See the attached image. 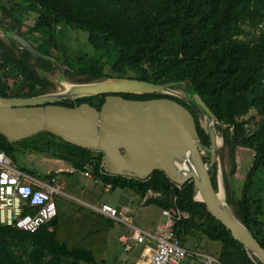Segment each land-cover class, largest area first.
<instances>
[{
	"label": "trees",
	"instance_id": "obj_1",
	"mask_svg": "<svg viewBox=\"0 0 264 264\" xmlns=\"http://www.w3.org/2000/svg\"><path fill=\"white\" fill-rule=\"evenodd\" d=\"M0 13L10 16L9 28L31 39L37 51L47 48L43 56H33L23 46L15 52L0 40V94L4 96L46 92L50 82L37 72V64L59 67L72 81L111 75L159 83L176 81L191 93L190 98L163 92L121 94L178 100L192 112L199 140L209 144L208 128L199 122L205 111L192 97L198 93L214 113L215 128L231 160L230 172L237 167V146L253 152L239 189L229 192L227 184L223 185L235 216L264 246V220L260 218L264 195L255 180L257 173L264 171V0H0ZM63 26L86 31L89 48L68 45ZM17 73L28 90L8 81V76ZM103 97L80 96L76 102L89 101L99 108ZM66 100L55 102L71 105ZM0 148L14 161L17 153L41 150L68 160L75 170L88 172L101 185L126 186L141 196L148 190L159 192L146 197V202L188 212L173 224L181 241L186 234L198 231L222 243L218 256L224 264H263L254 254L249 255L203 201L194 198L192 180L175 190V183L160 169L145 179L108 173L102 167L101 151L45 130L16 141L0 133ZM203 158L209 162V153ZM209 172L216 188L217 161ZM54 199L55 216L34 231L0 222V264H106L96 254L104 247L113 219L79 203L73 205L58 194ZM63 206L64 218H75L72 227L60 217ZM33 208L24 205L23 211L32 212Z\"/></svg>",
	"mask_w": 264,
	"mask_h": 264
},
{
	"label": "water",
	"instance_id": "obj_2",
	"mask_svg": "<svg viewBox=\"0 0 264 264\" xmlns=\"http://www.w3.org/2000/svg\"><path fill=\"white\" fill-rule=\"evenodd\" d=\"M2 33L0 29V34ZM12 36L33 55L36 49L17 31ZM176 81L153 82L130 76H106L89 81L67 82L62 89L27 96L0 94V133L16 141L39 131H49L67 141L102 152V167L111 174L138 179L147 178L155 169L162 170L177 190L192 180L195 199L203 201L249 253L264 264V246L234 214L225 199L217 177L215 188L209 168L215 159L224 167V152L215 116L198 93L195 102L209 117V144L199 140L195 118L190 109L168 96L125 97L134 94L172 90ZM104 94L99 108L89 101L71 105L55 101ZM217 149V151H216ZM209 153L210 161L203 158Z\"/></svg>",
	"mask_w": 264,
	"mask_h": 264
},
{
	"label": "rangeland",
	"instance_id": "obj_3",
	"mask_svg": "<svg viewBox=\"0 0 264 264\" xmlns=\"http://www.w3.org/2000/svg\"><path fill=\"white\" fill-rule=\"evenodd\" d=\"M4 1L6 2V0ZM0 17L1 20L3 19L2 23H6L7 21L10 20V17L8 15L3 16L0 13ZM25 27L22 26L23 29ZM61 32H63L62 34L63 36H65V42L68 45L72 46V48H76V46L81 49L89 48V44L87 43V39H86L87 36L86 31L81 29H74V28L71 29L68 26H63ZM46 49H47L46 47L42 49L41 51L42 56L44 55L43 51H45ZM35 63L36 62H32V64H34L36 68ZM50 68L51 69L44 68L37 64V72L41 76L46 77L50 82L48 87L49 91L62 89L67 82H72L71 78H69V76L67 77V75L64 74L59 67L57 68L52 65ZM172 90L179 92L183 95H187L188 97H191V93L188 92L186 87L183 86L182 84H174L172 86ZM171 94L177 95L173 92ZM93 100H95V98H93ZM246 116L247 114L245 115V117ZM259 117L260 116H256V119H258ZM209 121L210 119L206 114H202L199 117V122L205 129L208 128ZM216 132L220 138V142L218 143L217 148L222 147L224 152V167H220L218 163V159L217 158L215 159V161H217V176L220 180L219 182L220 185L223 186L222 188H224L223 183L225 182L228 186V191L232 192L233 190L239 189V184L240 182H242L246 168L251 164L253 152L248 147L237 146L235 148V158L237 162V167L235 172L231 173L230 172L231 160L227 153V149L224 148L222 137L218 132V130H216ZM204 154L207 155V152H204ZM43 156L46 155H44L43 153H38L34 149H28L27 152H25L24 154L15 155L16 161L12 159V162L17 166L18 165L24 166L21 164H23L24 162L26 163L28 162L29 168L37 172L39 170H40L39 172H45L50 169L56 170L58 174L56 182L59 184V186L62 185L60 187L63 188L64 191L69 193L70 196L61 195V194L58 195L62 196V198L64 199L67 198L69 201H72L73 205H78V203L84 205L83 203H80L79 199L93 203L101 202V200H108V202H110L115 206L127 207V210H124V212L131 216L133 222L149 229H153L155 223L160 219L162 215L161 205H159L156 202H142L141 201L142 197L138 192L128 187H121V186H116L108 190H105L103 189L101 184L94 183L93 179L91 177L86 176L84 172H81L80 170H75V167L71 163H67L66 165L61 166L63 167L62 169H59L57 164H59L60 162L57 163L55 161H50V159L47 158L43 159ZM31 162L33 164L35 163L34 165H36V167H33V165H31ZM66 169L69 171H67ZM255 180H256V186L262 187V193L264 195V171L261 170L259 173H257ZM223 190L226 198L225 188ZM151 193L152 192L148 191L147 196H149ZM153 194L157 195L158 193L155 192ZM64 208L65 206L62 207L60 217H62V221L63 223L66 224V226L72 227L75 224L73 223L75 218L65 219ZM260 218L264 220V211L263 214L260 215ZM125 230H126L125 227L121 226L119 223H116L112 227L108 228L106 231V239H108L107 240L108 248L103 249V251L97 252L96 257L102 259H108L110 261L119 260V263H121L124 262L122 258L124 259L125 257L132 255L133 254L132 251L123 250L121 243L117 239L118 233ZM193 238L194 236L191 235L188 236L186 238V241L184 242V246L189 248H194L198 244V241L197 240L192 241ZM201 245L202 242H200L198 246L200 247Z\"/></svg>",
	"mask_w": 264,
	"mask_h": 264
},
{
	"label": "built area",
	"instance_id": "obj_4",
	"mask_svg": "<svg viewBox=\"0 0 264 264\" xmlns=\"http://www.w3.org/2000/svg\"><path fill=\"white\" fill-rule=\"evenodd\" d=\"M85 174L89 175L85 171ZM38 184V185H35ZM105 183L104 188H109ZM64 193L62 188L49 181L37 179L13 164L11 157L0 148V222L34 231L57 212L54 195ZM34 206L33 212L23 211V206ZM91 207L114 219H123L120 211L109 202H101ZM163 219L155 230L142 229L133 224L129 234L119 236L125 249L132 242L144 243L148 251L145 264H224L218 257L194 249L185 248L173 230L175 220L186 217L187 212L176 208H162ZM127 221V220H126ZM249 264V263H245Z\"/></svg>",
	"mask_w": 264,
	"mask_h": 264
},
{
	"label": "crops",
	"instance_id": "obj_5",
	"mask_svg": "<svg viewBox=\"0 0 264 264\" xmlns=\"http://www.w3.org/2000/svg\"><path fill=\"white\" fill-rule=\"evenodd\" d=\"M40 132V131H39ZM38 133V132H37ZM36 134V133H35ZM34 135V134H33ZM35 151H37L38 153H43L44 155H46V156H43V159H45V158H47V159H50V161H55V162H57V163H59V164H57V166L59 167V169H62L63 167H61V166H63V165H66L67 163H70L68 160H65V159H63V158H59V157H55V156H53V155H51V154H49V153H47V152H44V151H41V150H35ZM27 152V151H26ZM30 152V151H29ZM25 153V152H24ZM23 153V154H24ZM18 155H20L19 153H17ZM16 154V155H17ZM20 158H21V156H20ZM66 162V163H65ZM54 163V162H53ZM35 164V163H34ZM32 162H31V165H33V167H36V165H34ZM21 165H24V167H26L27 169L25 170V168H23L22 166H17V167H19L20 169H22V170H24V171H27L28 173H30V174H32V175H34L37 179H40V180H45V181H49V182H52V183H54V184H57V185H59L57 182H56V180H57V177H58V174H57V172H56V170H53V169H50V170H48V171H45V172H37V171H33V170H31L30 168H29V163L27 162H24L23 164H21ZM28 165V166H27ZM67 170V169H66ZM72 170V169H71ZM67 171H69V170H67ZM81 172H84L83 170L81 171ZM85 173V172H84ZM47 174H52L53 176H51V178H49V176H47ZM86 175V174H85ZM86 176H88V177H91L90 175H86ZM218 177V176H217ZM92 178V177H91ZM93 179V178H92ZM218 181L220 182V180H219V178H218ZM93 182L94 183H98V182H96V180L95 179H93ZM35 185H38V184H35ZM60 186H62V185H60ZM102 187H103V189H105V190H108V189H110V188H112L111 187V185H110V187L109 188H104V185H102ZM126 187V186H125ZM223 187V186H222ZM129 188V187H128ZM130 189H132V188H130ZM224 189V188H223ZM62 190H63V188H62ZM133 190V189H132ZM135 191V190H134ZM149 192H152L150 195H156V194H153V193H155V192H153V191H151V190H148ZM147 191V192H148ZM63 192L64 193H58V194H61V195H69L70 196V194L69 193H67L66 191H64L63 190ZM137 192V191H136ZM147 192H146V194L144 195V196H141L142 197V199H141V201L142 202H146V197H148L147 196ZM156 193H158L159 194V192H156ZM57 194V193H56ZM55 194V195H56ZM157 194V195H158ZM149 195V196H150ZM79 201H80V203H83L85 206H87V207H90V208H93V207H91V205H99L101 202H108V200H101V202H97V203H93V202H89V201H85V200H81V199H79ZM110 203V202H109ZM113 205V204H112ZM115 206V205H114ZM119 211H120V216H121V218H123V219H114V218H112V217H110V216H108V215H106L105 213H102L101 211H99V210H97L96 208H93L95 211H97V212H99V213H101V214H103V215H105V216H107V217H110V218H112L113 219V221H114V224H116V223H119L121 226H123V227H125V231H121V232H119L118 233V235H117V239L119 240V242L121 243V245H122V248H123V250L124 251H132L133 252V254L132 255H130V256H127V257H125L124 259L122 258V260H124V262H121V263H119V260H114V261H110V260H108V259H102V258H97V259H102V260H104L105 261V263L106 264H145V262H146V259H147V253H148V251L144 248V243H135V242H132V247L130 248V249H125L124 247H123V243H122V241L120 240V238H119V236L121 235V234H123V233H125V234H129L131 231H132V227H131V225H130V222H131V224H133V225H135V226H138V227H140V228H142V229H146V230H150V231H153V230H155V228H156V226H157V224L163 219V214L161 215V217H160V219L155 223V226H154V228L153 229H149V228H145L144 226H141V225H139V224H137V223H135V222H133V220H132V218H131V216L130 215H128V214H126L125 212H124V210H127V207H118V206H115ZM172 207V206H171ZM161 208H165L164 206H161ZM166 208H170V207H166ZM35 210V208H33V211ZM32 211V212H33ZM31 212V211H30ZM188 213V212H187ZM55 216V215H54ZM53 216V217H54ZM188 216V215H187ZM52 217V218H53ZM52 218H50L49 220H47L45 223H47V222H49ZM127 220V221H126ZM130 221V222H129ZM43 224V223H42ZM113 224V225H114ZM48 228L49 229H52V224H48ZM194 236V238L192 239V241L193 240H197L198 241V244L194 247V248H189V247H186V246H184V242L186 241V238L188 237V236ZM107 238H108V236H107ZM180 239V238H179ZM107 240L108 239H106L105 241H104V247H103V249H107L108 247H107ZM216 241H218V240H212V239H210V238H208L206 235H203L202 233H200V232H198V231H194V232H192V233H188V234H186L184 237H183V240L181 241V239H180V242H181V244L185 247V248H187V249H194V250H198V251H201V252H206V253H210V254H212V255H214V256H216V257H218L219 259H220V257L218 256L219 255V252H220V249H221V245H222V243L220 242V241H218V242H216ZM200 242H202V245L199 247L198 245H199V243ZM111 244V243H110ZM110 244H109V246H110ZM199 247V248H198ZM103 249L102 250H100V251H103ZM249 255L251 256V253H249ZM252 257V256H251ZM253 259V258H252ZM121 260V259H120ZM182 264H187V261H183V263Z\"/></svg>",
	"mask_w": 264,
	"mask_h": 264
},
{
	"label": "flooded vegetation",
	"instance_id": "obj_6",
	"mask_svg": "<svg viewBox=\"0 0 264 264\" xmlns=\"http://www.w3.org/2000/svg\"><path fill=\"white\" fill-rule=\"evenodd\" d=\"M10 17V16H9ZM10 21V20H9ZM9 21H7L6 23H0V29H1V31H2V33L0 34V40H2V41H4V42H6L8 45H10L12 48H13V50L15 51V52H18V50H20L21 49V44L12 36V31L14 30V29H10L9 28ZM21 28H22V26H21ZM23 29V28H22ZM15 31H17V30H15ZM18 32V31H17ZM19 33V32H18ZM20 35H22L24 38H26L30 43H31V45L33 46V44H34V42H32V40L31 39H28L27 37H25L23 34H21V33H19ZM13 39L15 40V41H13ZM35 48V47H34ZM36 49V48H35ZM31 53V52H30ZM34 55H38V56H42V54L39 52V51H37L36 50V54H34ZM33 55V56H34ZM30 61L31 62H35V59L32 57V58H30ZM37 69V68H36ZM8 81L9 82H11L13 85H17V87H20V86H22L23 88H24V90H28V88L29 87H27V85H25L22 81H21V79H20V74L19 73H17V75H16V77H15V75H10V76H8ZM49 91V90H48ZM67 101V103H69V104H73L74 102H76V99L75 100H73L72 102H70V100L69 99H67L66 100Z\"/></svg>",
	"mask_w": 264,
	"mask_h": 264
},
{
	"label": "bare ground",
	"instance_id": "obj_7",
	"mask_svg": "<svg viewBox=\"0 0 264 264\" xmlns=\"http://www.w3.org/2000/svg\"><path fill=\"white\" fill-rule=\"evenodd\" d=\"M221 176V175H220Z\"/></svg>",
	"mask_w": 264,
	"mask_h": 264
}]
</instances>
